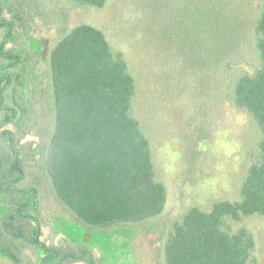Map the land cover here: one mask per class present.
<instances>
[{
  "label": "rangeland",
  "instance_id": "obj_1",
  "mask_svg": "<svg viewBox=\"0 0 264 264\" xmlns=\"http://www.w3.org/2000/svg\"><path fill=\"white\" fill-rule=\"evenodd\" d=\"M261 3L108 0L102 8L66 0H6L2 4V17L13 22L8 47L22 51L34 71L30 97L34 111L40 113L44 140L48 127L43 122L49 120L52 110L47 94L48 57L72 28L91 24L104 32L114 51L124 54L136 78L133 114L150 139L156 178L168 190L159 216L100 229L79 221L44 179L37 214L42 240L60 252L88 250L96 264H166L165 244L174 224L189 208L209 210L218 200H239L241 183L256 160L261 135L251 118L230 101L226 81L231 83V78L223 76V66L218 64L219 48L225 54L222 60L230 57L237 64L247 61L245 65L255 62L254 29ZM4 36L0 30V41ZM22 135L20 155L38 163L44 140ZM11 159L0 155V169ZM14 202L12 194L0 192L1 210ZM231 225L235 229L244 226L253 234L256 248L250 264H264V215L248 216ZM25 228V239H15L0 223V243L20 256L21 264L41 263L44 254L26 240L32 232L29 225ZM0 264L18 263L0 254Z\"/></svg>",
  "mask_w": 264,
  "mask_h": 264
},
{
  "label": "trees",
  "instance_id": "obj_2",
  "mask_svg": "<svg viewBox=\"0 0 264 264\" xmlns=\"http://www.w3.org/2000/svg\"><path fill=\"white\" fill-rule=\"evenodd\" d=\"M66 1L95 8L108 2ZM2 4L0 30L5 36L0 41V155L12 159L1 166L0 192L15 198L2 220L6 231L15 239L24 238V211L28 208L26 216L32 218L31 213L40 210V181L44 179L68 211L94 228L139 224L159 216L168 190L156 178L150 139L133 114L137 81L124 54L114 51L104 32L91 24L77 25L60 38L48 57L47 94L52 110L49 120L43 115V124L48 127L44 140L40 113L34 111L30 97L34 71L22 51L8 47L13 22L2 17ZM254 32L255 62L245 65L247 61L237 64L230 57L222 60L225 54L220 46L218 64L223 66V76L231 78V83L226 81L231 103L251 118L261 135L256 160L241 183L239 200H218L209 210L193 206L174 224L164 248L166 264L252 261L256 248L253 234L244 226L235 229L231 223L264 215V0ZM23 132L44 140L38 163L20 155ZM5 142L10 145H2ZM34 221L29 240L42 250L41 264H95L88 250L60 252L41 240L40 223ZM0 254L18 264L23 262L1 243Z\"/></svg>",
  "mask_w": 264,
  "mask_h": 264
},
{
  "label": "flooded vegetation",
  "instance_id": "obj_3",
  "mask_svg": "<svg viewBox=\"0 0 264 264\" xmlns=\"http://www.w3.org/2000/svg\"><path fill=\"white\" fill-rule=\"evenodd\" d=\"M13 206H14V204H13ZM13 206H8V207H6V208H4V210H3V208H2V210H1V208H0V210H1V212L3 211V213H1L0 212V223H2V220H3V218L5 217V215H7V214H9L10 212H8L7 210L9 209H11V208H13ZM40 208V207H39ZM39 212V211H38ZM38 212L37 213H34V212H32L31 214H32V218H28L27 216H26V214L28 213V208L26 209V211H24V219H23V221H24V223H23V225H24V232L26 231V228H25V226H30V224L31 225H35V221H34V219H37L38 221H39V223H40V227H41V231H42V222H41V219H40V217L37 215L38 214ZM23 217V216H22ZM85 235H86V233H85ZM41 236H42V234H41ZM41 236H40V239H41ZM24 239H25V237H24ZM26 240H28L29 241V239H26ZM42 240V239H41ZM44 241V240H43ZM89 241H90V239H89ZM31 243V242H30ZM50 245V244H49ZM52 246V245H51ZM40 249V248H39ZM41 250V249H40ZM94 258V257H93ZM81 262V261H80ZM95 262V261H94ZM33 263V262H32ZM34 264V263H33ZM38 264H41L40 262L38 263ZM96 264V263H95Z\"/></svg>",
  "mask_w": 264,
  "mask_h": 264
}]
</instances>
